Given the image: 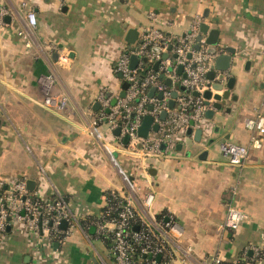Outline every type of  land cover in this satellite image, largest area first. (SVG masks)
Listing matches in <instances>:
<instances>
[{
    "label": "crops",
    "instance_id": "crops-1",
    "mask_svg": "<svg viewBox=\"0 0 264 264\" xmlns=\"http://www.w3.org/2000/svg\"><path fill=\"white\" fill-rule=\"evenodd\" d=\"M23 1L38 21L28 35L30 44L18 34L28 28ZM196 16L202 17L209 50L212 30H219L217 56L235 50L227 77L235 78L231 95L236 99L221 110L206 105L200 126L191 125L169 148L163 145L160 154L147 158L144 172L125 137L108 123L93 126L99 97L109 93L114 102L120 95L124 80L116 63L144 28L156 26L179 37ZM131 29L139 33L134 43L127 41ZM44 73L56 78L52 92L68 97L64 112L44 105L37 82ZM260 113L264 0H0V180H35L34 190L46 198L61 195L80 219L99 216L112 192L140 206L152 192L153 213L173 217L184 230L174 264H264V254L254 250L264 251V133H258L262 148H255L244 122ZM227 140L249 147L243 165L231 164L220 150ZM124 177L135 179L139 188ZM230 205L247 214L238 230L224 226ZM101 262L114 264L94 225L81 224L66 239L44 243L14 222L0 240V264Z\"/></svg>",
    "mask_w": 264,
    "mask_h": 264
},
{
    "label": "built area",
    "instance_id": "built-area-1",
    "mask_svg": "<svg viewBox=\"0 0 264 264\" xmlns=\"http://www.w3.org/2000/svg\"><path fill=\"white\" fill-rule=\"evenodd\" d=\"M21 6L25 10L28 28L27 31L20 29L18 34L30 44L28 35L37 27V16L26 1ZM150 16L156 19L154 13ZM201 23L202 17L196 16L189 31L179 37H172L156 26L144 28L137 44L129 47L115 66V71L128 82L125 96H116L115 103L114 96L109 93L104 92L99 97L101 110L93 126L105 122L112 130L120 127L119 138L129 136V150L142 161L140 167L144 172H148L147 163H144L147 158L160 154L163 145L169 148L176 135L184 133L191 125L199 127L204 117L207 107L204 93L212 89L213 83L207 73L212 68L210 61L216 58L218 52L208 49L203 36L198 40ZM164 53H168L167 58H164ZM132 56L138 58L135 66L131 65ZM147 60L154 65L153 68L146 67ZM167 79L171 82L168 83ZM55 81L52 73H44L37 78L46 108L64 112L68 97L62 92H52ZM152 88H155L153 95L150 93ZM171 101H174L173 106ZM163 112H166L164 119L161 117ZM148 115L158 129L152 128L146 137H142L138 129ZM244 122L252 133L251 144L262 148L258 133H264V114L246 117ZM219 147L233 165H243L249 155V147L235 141H224ZM125 179L131 188H139L135 179ZM154 196L152 192L146 194L141 206L134 205L129 197L113 205L107 203L99 216L87 221L85 217H77L61 195L46 198L41 191L30 190L24 179L12 183L0 180V240L7 226L14 222L25 224L28 234L44 243L66 239L81 224L87 229L94 225L95 236L104 243L109 242L107 245L114 264H174L182 248L180 241L184 230L173 217L165 221L163 216L153 213ZM112 197L117 199L118 194L112 192ZM246 218L243 210L230 205L224 226L238 230ZM63 222L67 223L66 227H62ZM190 250L188 246L187 252ZM254 250L258 256L264 254L262 249ZM184 261L186 263L185 258ZM219 262V259L215 260V263Z\"/></svg>",
    "mask_w": 264,
    "mask_h": 264
},
{
    "label": "water",
    "instance_id": "water-1",
    "mask_svg": "<svg viewBox=\"0 0 264 264\" xmlns=\"http://www.w3.org/2000/svg\"><path fill=\"white\" fill-rule=\"evenodd\" d=\"M209 29L208 25L203 24L202 25V32L203 33H207ZM138 31L136 29H131L128 33L127 36V41L129 43H134L136 41V39L138 38ZM209 39H208V43L212 46V52H216L218 51L216 45L218 44V37H219V30H212L210 31L209 34ZM202 38V35H200L198 37V40H200ZM196 47L198 48L199 45L197 44ZM159 50V49H156ZM235 53V50L232 48L228 49V53H220L219 56H216V58L214 59L215 63L212 66V68L208 71L207 76L210 79H215L213 84H212V89L213 90H217V91H222V94H214L212 92V90H206L204 93V97L206 98L205 104L207 106H212L213 108L217 109V110H221L224 108V106L227 104V101L229 99H236V95H231L232 89L234 88V84H235V78L234 77H227V72L231 66V61H232V55ZM168 57V53H164V58ZM138 62V58L136 56H132L131 59V65L135 66ZM158 63H156L155 67L157 68ZM182 71V66L179 67V72ZM119 77L123 78V75L121 73H119ZM167 82L170 83L171 80L167 79ZM128 87V82L124 81V83L122 84V91L120 93L121 97L125 96V90ZM155 92V88L151 89V95H153V93ZM195 94L198 95V92L195 91ZM176 95V93L174 94V96ZM159 96L161 97L162 94L160 93ZM211 99H214V102H211ZM116 100H114L113 103H115ZM99 105V103H98ZM174 105V101H171V106ZM230 108L227 109V111H229ZM211 114L208 115V114ZM214 114V110H208V112L206 113V116L212 117V115ZM133 116H135V114H133ZM166 116V112L162 113V118H165ZM151 128H153L154 130L158 129V125L157 124H153V118L151 116H145L141 126L138 129V134L142 137H146L148 135V133L150 132ZM121 132V128L118 127L114 130V133L116 135H119ZM197 134L199 136H201L202 134V129H198ZM124 141L127 143L129 141V136L126 135L124 138ZM27 185L29 187L30 190H34L35 186H36V181L29 179L27 181ZM166 221L169 220V217L165 218ZM67 223L63 222L62 227H66ZM10 229V225L7 226V230ZM58 244L56 243V246Z\"/></svg>",
    "mask_w": 264,
    "mask_h": 264
},
{
    "label": "trees",
    "instance_id": "trees-1",
    "mask_svg": "<svg viewBox=\"0 0 264 264\" xmlns=\"http://www.w3.org/2000/svg\"><path fill=\"white\" fill-rule=\"evenodd\" d=\"M145 65H146V67H152L153 68V64H151L148 60L147 61H145ZM118 194V198L117 199H114L113 197H112V195H110L109 194V196H108V204L110 203L111 205H113L114 204V202H118V201H122L123 199H124V197H122L119 193H117ZM161 215V214H160ZM159 215V216H160ZM94 217H88L87 218V221H89L88 219H93ZM86 221V222H87ZM85 222V221H84ZM106 244H109V242L107 241L106 242Z\"/></svg>",
    "mask_w": 264,
    "mask_h": 264
},
{
    "label": "rangeland",
    "instance_id": "rangeland-1",
    "mask_svg": "<svg viewBox=\"0 0 264 264\" xmlns=\"http://www.w3.org/2000/svg\"><path fill=\"white\" fill-rule=\"evenodd\" d=\"M94 243L97 246V248L100 250L101 249V246H100L101 243L99 241H95ZM91 249H92V247H91ZM92 250H94V249H92Z\"/></svg>",
    "mask_w": 264,
    "mask_h": 264
}]
</instances>
